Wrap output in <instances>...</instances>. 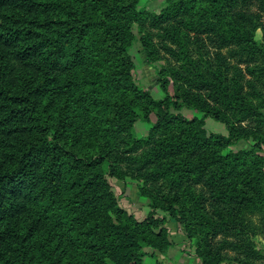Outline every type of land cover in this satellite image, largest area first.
Returning a JSON list of instances; mask_svg holds the SVG:
<instances>
[{"label": "trees", "instance_id": "1", "mask_svg": "<svg viewBox=\"0 0 264 264\" xmlns=\"http://www.w3.org/2000/svg\"><path fill=\"white\" fill-rule=\"evenodd\" d=\"M139 1L0 0V264H147L167 222L200 264H264V0ZM134 24L162 99L136 82Z\"/></svg>", "mask_w": 264, "mask_h": 264}, {"label": "rangeland", "instance_id": "2", "mask_svg": "<svg viewBox=\"0 0 264 264\" xmlns=\"http://www.w3.org/2000/svg\"><path fill=\"white\" fill-rule=\"evenodd\" d=\"M167 3V0H140L139 7H145L149 11L159 12ZM133 32L135 34V40L133 42L132 47L130 48V54L136 64L135 69V79L137 84L142 89H148L151 91L153 97L155 99H162L165 95L163 90L160 87L158 82V74L156 73V69L150 65L147 61V54L141 43L142 36V28L138 24H134ZM256 38L263 42V30L259 29L257 31ZM181 112L189 118L197 117L199 119H203V114L197 112L193 109L183 108ZM152 122L156 119L155 112L152 114ZM151 127V123H147L141 120H138L133 129V133L136 137H141L145 135L149 128ZM204 128L208 132H216L220 134H227L228 130L226 125L212 119L211 117L204 118ZM248 146L246 141H240L238 144L232 145L226 149L229 150H238L240 148H245ZM109 182L112 185L113 189L119 196L120 205L125 208L127 211L133 213L137 218L143 219L148 215L151 210L149 205V199L146 197H141L138 195L137 181L132 178H127L126 180H120L116 177H109ZM161 214V213H160ZM167 233L169 240L172 241V246L174 249L175 256H182L183 253L187 256L192 253L196 256L194 252V248L191 245V241H189L185 235V232L181 225L173 222H167ZM170 227L174 229H170ZM176 229V230H175ZM175 233H182L184 239L181 242H174L172 239V235ZM258 245L263 247V238L258 236L256 239ZM163 256L162 254L156 255H147L144 259L147 264H166L163 260H159L158 256ZM165 256L169 255L166 253ZM197 257V256H196ZM198 258V257H197ZM199 259V258H198ZM200 264V259H199ZM222 264H237L233 260H227Z\"/></svg>", "mask_w": 264, "mask_h": 264}, {"label": "crops", "instance_id": "3", "mask_svg": "<svg viewBox=\"0 0 264 264\" xmlns=\"http://www.w3.org/2000/svg\"><path fill=\"white\" fill-rule=\"evenodd\" d=\"M170 229L172 230L174 228L170 227ZM172 239L174 240V242L178 243L183 241L184 237L182 233H175L174 235H172ZM174 249L175 248L172 246L167 252L169 257L165 255H159L158 259L163 260L166 264H199V259L193 253L187 256L184 254V252L182 256H175Z\"/></svg>", "mask_w": 264, "mask_h": 264}]
</instances>
